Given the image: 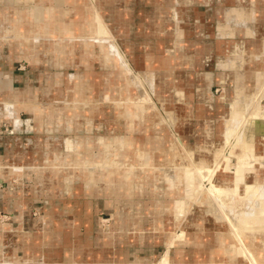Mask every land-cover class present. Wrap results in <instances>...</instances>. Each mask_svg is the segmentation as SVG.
<instances>
[{
  "label": "rangeland",
  "instance_id": "obj_1",
  "mask_svg": "<svg viewBox=\"0 0 264 264\" xmlns=\"http://www.w3.org/2000/svg\"><path fill=\"white\" fill-rule=\"evenodd\" d=\"M3 1L6 6L0 4L1 11L12 14L14 7L21 8L27 28L11 35L10 19L3 23L0 35L4 43H15L0 50V68L6 70L0 72V80H5L7 95L14 93V97L2 99L5 110L0 111V139H5L6 148L5 156L0 153V191L7 193L6 198L0 195V204H18L26 213L22 219L26 227L36 219L38 249H68L70 255L82 252L87 261L93 260L89 255L101 254V259L117 264L122 260L128 262L125 264H191L188 257L185 260L189 253L196 256L194 264H242L233 227L239 212H232L234 223L229 221L207 191L216 175L236 176L256 169L264 179V155L250 150L239 157L232 141L238 134L244 140L247 131L257 127L258 117L264 120V22L260 15L254 18L260 29V48L254 56L260 66L251 73L253 82H243L245 71L240 67L235 73L238 81L224 76L221 83L218 58L210 66L193 67L180 62L188 60L182 48L176 49L177 66L175 52L168 48L167 61L155 65L158 58L148 55V64L139 66L133 55L134 65L129 61L131 70H124L115 56L116 47L126 57L123 47L130 45L112 32L116 14L103 18L99 0H18L22 2L16 6L14 0ZM118 1L123 8L125 3ZM65 4L70 7L63 8ZM134 4L139 10L141 0ZM46 20L55 27H45ZM100 26L105 35L96 32ZM119 28L115 25V30ZM96 37L106 43L93 41ZM131 37L132 42L142 40L135 34ZM151 39L156 40L152 47L163 45L154 35ZM233 42L230 53L240 58L245 53L243 42ZM193 52L188 50L187 55ZM197 52L205 55L206 50ZM13 72L20 81H14ZM204 72L212 73L206 82ZM226 92L229 95L223 97ZM29 116L35 131L16 133L24 127L19 130L15 120L25 121ZM229 126L233 137L226 143ZM67 138L75 143L74 153L65 151ZM120 151L132 159L116 157ZM113 154L116 159L106 161ZM33 164L42 169L25 170ZM204 173L208 174L204 177ZM188 175L194 180L195 194L182 193L180 205H176L179 196L172 187L180 188ZM182 189L191 188L186 182ZM231 191L230 203H238L239 192ZM79 201L84 206L82 216L72 208ZM66 205L69 209H62ZM53 206L58 208L52 210ZM194 210L203 214L193 220ZM11 211H0L1 221H11ZM53 214L54 218L65 217L66 224L59 225L54 219L51 226L46 219ZM78 216L84 221L81 225ZM203 221L210 229L199 227ZM222 224L224 229H220ZM23 228L21 251L27 252L31 247L25 241L33 237ZM12 243L6 242V251ZM216 256L221 259L215 260Z\"/></svg>",
  "mask_w": 264,
  "mask_h": 264
},
{
  "label": "crops",
  "instance_id": "obj_2",
  "mask_svg": "<svg viewBox=\"0 0 264 264\" xmlns=\"http://www.w3.org/2000/svg\"><path fill=\"white\" fill-rule=\"evenodd\" d=\"M17 1L18 0H14L12 5L16 6L18 3L20 4L22 2L17 3ZM99 1V12L103 18L109 19L113 12L116 14L113 18L114 22H110L113 25L111 30L114 33H119L122 41L124 40L127 41V44L129 43L130 46L123 47V50L125 51V55L131 64L134 65V63H132L134 56L135 63L139 66L142 64L143 66L148 64L146 59L148 55L158 58V62H155V65L159 64V62L161 63L162 60L167 61L165 52L169 48L175 52V66L180 64V62H183V64H190L193 67L210 66V61L215 57L219 59L217 65L218 68H221V71L218 73L220 76L219 81L221 83H224V81H222V77L224 76H231L232 81H238V77L235 73L240 67L245 71L244 75L241 77L243 82H253L252 74L260 66L258 62L259 60H257L254 56L258 53L260 48V29L254 18L257 15H260L264 22V0H217L218 5L216 6H214L215 0H141V7L139 10L136 9L134 0H120L125 3L123 8L118 7V0ZM0 4L6 6V2L3 0H0ZM105 5H108L109 8H103ZM69 7V4H65L63 8ZM14 9L15 10L12 13L13 15L3 10L0 12V17L7 18V21L11 19L10 24L15 25L17 22L16 14L17 12L20 14V11L22 10L19 7H14ZM115 25H120L119 31L117 29L115 30ZM16 26L17 25H15V27ZM0 27V35H2L4 26ZM15 27L10 25V34H17L21 32H17ZM131 34H135L138 37L141 36L142 40L132 42ZM151 34L163 42L161 47H156L155 45L152 47V42H156V40L151 39ZM183 34L188 35L184 36ZM194 35L199 39L202 38L203 41L194 40ZM180 40H182V42ZM235 40L243 42L245 49V53L243 56H240V58H237L235 55L230 53V49L234 43L233 41ZM171 41H173V43L169 44ZM8 44L15 45L14 42L4 43L3 38L0 37V50H4ZM173 44H175L174 48H172ZM150 46L154 51L152 49L150 50ZM177 48L183 49V55L188 58L186 62L183 60L180 62L176 61ZM130 49L132 51H130ZM197 49H205V55H203L204 53L199 54ZM135 50L138 52L135 53ZM188 50H193L194 52L189 56L187 55ZM227 65H229V67L226 69ZM0 72H6V70L0 68ZM203 74L206 82L212 73L204 72ZM1 75L2 73H0V77ZM15 75V72H13L14 81H20V79H17ZM248 76L251 77L249 78ZM7 97H14V93L7 95L5 91V80H0V103L3 105V109L0 111L2 112L5 110L6 102L2 99ZM22 128L23 126H21L19 130ZM33 128H35L34 125ZM23 129L26 128L24 127ZM23 129L21 131H17L16 133H22L28 130ZM4 143L5 139H0V153L3 156L6 155ZM35 157H33L31 161H34ZM3 176L5 177V175ZM6 194V191H0V195L5 198ZM7 204L8 202L0 204V211L4 213L5 210H13V212L11 211L13 218L11 221L7 222H3V220L1 221L0 219V264H4L5 262H10L12 264H101L105 261L101 259L103 256L101 254H92V256L89 255V257H92L93 260L91 259L90 261H87L85 260V254L82 252L70 255L68 249H38V242L40 239H38L37 231L34 228L36 219L33 220L32 224L26 227L27 224L23 223L22 220L26 213L20 211L21 207L18 204L11 207H8ZM57 208L58 207L54 208L53 206L52 210ZM63 208L64 210L69 209L67 205L64 207L62 206V209ZM72 208L78 209V211L80 210L81 216L85 214L83 211L84 206L82 201L77 202ZM81 216L77 217L78 224L80 225L84 223ZM54 219L58 220L57 222H59V225L63 226L66 224L65 217L58 216L54 218V214L46 220H50L51 226H53ZM23 226H25L26 231H30L31 236L33 237L30 240L25 241L26 244H30L31 247L27 252L21 251L23 246ZM12 235H14V237L11 238ZM63 240L64 239L62 237V241ZM8 241H12L13 243L10 244V249L6 251L5 244ZM185 252L189 253L188 249L185 250ZM202 252L207 254L204 250L201 251V253ZM187 257L189 258L187 261H191V264H194V257L196 256L193 254L190 255L189 253L186 255L185 260ZM206 258H208L207 255ZM217 258L219 257L216 256L215 260H217ZM219 259H221V257ZM106 263L117 264V262H109L108 260L104 262V264ZM125 263L128 262L122 260V262L120 261L118 264Z\"/></svg>",
  "mask_w": 264,
  "mask_h": 264
},
{
  "label": "bare ground",
  "instance_id": "obj_3",
  "mask_svg": "<svg viewBox=\"0 0 264 264\" xmlns=\"http://www.w3.org/2000/svg\"><path fill=\"white\" fill-rule=\"evenodd\" d=\"M37 1V0H36ZM94 3H96L98 0H92ZM65 2V1H64ZM60 5V4H58ZM60 7V6H59ZM28 8V7H27ZM49 9V8H48ZM61 9V8H60ZM34 10V9H33ZM18 11V10H17ZM26 11V10H25ZM2 12V11H1ZM38 12V11H36ZM59 12V10H58ZM61 12V11H60ZM24 15L23 11H20V14L17 12L16 14V24L17 25L15 27L14 24H10L11 26H14L18 31H21L20 33H17V35L22 34L25 30V27L27 28L24 20L22 19V16ZM36 15V14H35ZM96 15V13H95ZM6 16V14H5ZM4 16V17H5ZM29 16V15H28ZM100 16V15H99ZM25 17V16H24ZM23 17V18H24ZM101 17V16H100ZM37 19V18H36ZM49 20V19H48ZM7 21V18H3L0 17V26H3V23ZM38 21V20H37ZM96 21V20H95ZM99 21V20H98ZM103 21V20H102ZM101 22V21H100ZM104 22V21H103ZM34 23V22H33ZM38 23V22H36ZM34 24L32 27L35 29L37 24ZM60 24V23H59ZM108 24V23H107ZM86 25V24H85ZM95 25V24H94ZM98 25V23H97ZM96 25V26H97ZM105 25V24H104ZM50 26H53V22H49V21H45V27L50 28ZM69 26V25H68ZM61 27V26H60ZM63 27V25H62ZM1 28V27H0ZM24 28V29H23ZM19 29V30H18ZM21 29V30H20ZM108 29V28H107ZM13 30V28H12ZM46 32L51 30V29H45ZM66 31V30H64ZM104 29L102 26H100V28L98 27V30H96L97 33L99 34H103L104 33ZM109 31V30H108ZM111 31V30H110ZM109 31V32H110ZM31 32V31H30ZM61 32V31H60ZM106 32V31H105ZM15 33V32H14ZM75 33V32H74ZM29 34V33H28ZM11 35H15L16 34H11ZM71 35V34H70ZM80 35V34H79ZM105 35V33H104ZM107 35V34H106ZM112 35V34H111ZM185 36V35H184ZM104 37V36H103ZM118 37V36H117ZM97 38V37H96ZM94 39L93 41L97 42V43H106L105 40L102 39ZM113 38V37H112ZM22 39V38H21ZM39 39V38H38ZM111 39V38H110ZM32 40V39H30ZM112 41H115L114 39H111ZM107 41V40H106ZM38 42V41H36ZM111 42V41H109ZM27 43V42H26ZM111 44V43H110ZM108 45V44H107ZM106 50V49H105ZM109 50V49H108ZM107 50V51H108ZM39 54V52H38ZM113 54V53H112ZM92 55V54H91ZM116 58L118 57L121 60V64L124 68V70H126L127 72L129 70H131L130 68V63L129 61L126 59V57H124V53L120 50L119 46L116 47ZM94 57V56H93ZM109 57V56H108ZM37 59V58H36ZM114 59V58H113ZM116 60V59H115ZM118 61V60H117ZM110 66V65H109ZM264 68V67H263ZM259 74V73H258ZM72 79V78H71ZM132 80V79H131ZM124 81V80H121ZM133 83V82H132ZM134 87V86H133ZM125 89V88H124ZM106 92V91H105ZM109 92V91H108ZM129 92V91H128ZM122 94V93H121ZM227 92L226 94H223L224 96H227ZM162 95V94H161ZM159 96V95H158ZM101 99V98H100ZM117 99V98H116ZM95 100V99H94ZM110 100V99H109ZM103 101V100H102ZM126 101V100H125ZM163 101V99H162ZM83 103V102H81ZM94 103V102H93ZM127 103V102H126ZM117 104V103H116ZM125 104V103H124ZM129 104V103H128ZM147 104V103H146ZM64 105V104H63ZM220 106V104H219ZM226 106V104H225ZM14 107V106H13ZM16 107V106H15ZM228 107V105H227ZM117 108V107H116ZM148 108V107H147ZM224 108V107H223ZM226 108V107H225ZM224 108V109H225ZM217 109V108H216ZM215 109V110H216ZM107 109L106 113L109 112ZM105 111V110H104ZM133 111V110H132ZM7 112V111H6ZM143 112V111H142ZM147 113V110H146ZM218 113V112H217ZM212 114V113H211ZM219 114V113H218ZM124 115V114H123ZM117 116V115H115ZM14 117V116H13ZM8 118V117H7ZM179 118V117H178ZM185 118V117H184ZM124 119V118H123ZM258 122H257V127H255V129H251L250 131H247V133L245 134V139L240 141V135L238 134L237 136H235V138L232 140L233 141V148L236 149V154L240 157L242 155L247 154V152H250V150H252V154H256V155H264V120H262L260 117H258ZM114 120V119H113ZM26 121V122H25ZM15 120V125L18 127H25L28 130H32L33 129V123H34V119L33 117L29 116L27 120ZM115 121V120H114ZM120 121V119H119ZM123 121V120H122ZM14 122V121H13ZM215 126V125H214ZM124 127V126H123ZM151 127V126H149ZM183 128V127H182ZM201 128V127H200ZM177 129V128H176ZM224 129V128H223ZM185 130V129H183ZM190 130V129H189ZM220 130V129H219ZM233 127L229 126L227 127V132L225 134V142L228 143L230 141V139L233 137V135L231 134L233 131ZM186 131V130H185ZM244 131V130H243ZM203 132L201 131V134ZM223 133V131H222ZM155 134V133H154ZM158 134V133H156ZM215 134V133H214ZM183 135V134H182ZM196 135V134H195ZM199 135V134H197ZM204 136V135H203ZM208 136V135H207ZM213 136V135H212ZM209 137V136H208ZM214 139V136L212 137ZM160 139V138H158ZM199 139V138H197ZM210 139V138H209ZM167 140V139H166ZM189 140V139H188ZM187 140V142H188ZM124 141V140H123ZM122 140H120V142H123ZM165 141V140H164ZM128 142V141H127ZM201 142V141H200ZM125 143V142H124ZM194 143V141H193ZM209 143V142H208ZM195 144V143H194ZM214 144V143H213ZM77 145V144H76ZM111 145V144H110ZM197 145V144H196ZM104 146V145H103ZM121 146V145H120ZM130 146V145H129ZM214 146V145H213ZM65 151L68 153H74L75 152V143L73 140H71L70 138H67L65 140ZM124 147V145H123ZM198 147V145L196 146ZM125 148V147H124ZM204 148V147H203ZM212 148V147H211ZM139 149V148H138ZM210 149V148H209ZM249 150V151H248ZM263 151V153H261ZM148 152V151H147ZM257 152V153H256ZM139 155V154H138ZM125 157V158H130V155L126 153V151H120L119 153H117L116 157ZM210 156V155H209ZM115 155L113 154L111 158H109V156L107 157L106 161H110L113 162L116 159ZM36 158V157H35ZM87 158V157H86ZM58 159V158H57ZM132 159V158H130ZM147 158H145L143 161H145ZM39 160V159H38ZM37 160V161H38ZM126 160V159H125ZM211 160V159H210ZM36 162V161H35ZM39 162V161H38ZM104 162V161H103ZM206 162V161H205ZM37 163V162H36ZM102 163V162H101ZM105 163V162H104ZM38 164V163H37ZM48 164H51V162H49ZM143 164V163H141ZM155 164V162H154ZM41 165H43L41 163ZM128 165V164H127ZM117 167V166H116ZM150 167V166H149ZM28 169H25L26 171H28L29 173L32 170H38V166H35L34 164L31 165L30 167H27ZM132 168V166H131ZM20 169V168H19ZM35 170V171H36ZM123 170V169H122ZM127 170V168H126ZM116 171V170H115ZM150 171V169L148 170ZM154 171V170H153ZM103 173V171H101ZM114 172V171H113ZM134 172V171H133ZM146 172V171H145ZM151 172V171H150ZM218 172V171H217ZM130 173V172H129ZM147 173V172H146ZM231 173V172H230ZM101 174V173H100ZM112 174V173H111ZM117 174V173H116ZM203 174V173H202ZM208 173H204V177L207 175ZM102 175V174H101ZM130 175V174H129ZM140 175V174H139ZM216 174H214L213 176H215ZM99 176V174H98ZM128 176V175H127ZM152 176V175H151ZM220 176V175H219ZM218 175H216V179H210V187L208 188V196L213 198L214 201H216V203H218L219 207H221L222 211H224V213L226 214V216L228 217V220L234 223V214H232V212L234 213H238L239 212V219L237 220V222H235L233 225L234 227V231L237 234V244L239 245L240 249H239V255L241 258V261L243 262L242 264H264V179L262 180V178L259 175V172L256 171V169H249L247 171H245V173H240L237 174L236 176L234 174H226L224 176H222L221 178H219ZM111 176V180H112ZM132 177V175L130 176ZM188 178H185V183L181 181V183L179 185H181V187H172V189L174 192L177 193V195L179 196V200L176 202V205H180V200L181 198H183V195L181 196L182 193H190V194H195V188H193V183L194 180L191 179L192 175H188ZM138 178V177H137ZM196 178V177H195ZM131 179V178H130ZM234 179V180H233ZM186 182L188 184V187L191 188L190 190H185L182 189L184 186H186ZM134 183V182H133ZM134 185V184H133ZM129 186V185H128ZM204 186V185H203ZM234 188V191H238L239 192V197H240V201L237 203H230V196H231V190ZM198 190V189H197ZM175 193V194H176ZM212 200V202H213ZM206 208V207H205ZM229 208V212L228 209ZM196 209V207H195ZM169 210V209H168ZM195 212L193 213V220L195 217L199 216V214H203V212H198L197 210H194ZM47 216V215H46ZM205 216V215H204ZM207 217V216H206ZM208 219V218H207ZM189 220V218H188ZM200 220V219H199ZM195 225V224H194ZM205 225H207V223L205 221H203L202 223H200V228L202 229H210L209 227H206ZM113 226V225H112ZM196 226V225H195ZM224 224H222L220 226V229H224L225 227H223ZM193 227V226H192ZM192 229V228H191ZM219 230V229H218ZM185 231V230H184ZM109 232V231H108ZM219 232V231H218ZM116 233V232H115ZM221 233V232H220ZM184 232L182 231L181 235H183ZM231 234V233H230ZM200 235V234H199ZM207 235V234H206ZM225 235H227L225 233ZM195 236V235H194ZM193 236V238H194ZM208 236V235H207ZM199 237V236H198ZM232 237V236H231ZM229 237V238H231ZM235 237V238H236ZM203 238V237H202ZM209 239V238H208ZM228 239V238H227ZM202 240V239H201ZM181 241V240H180ZM199 241V240H198ZM206 241V240H205ZM227 241V240H226ZM231 241V240H230ZM227 246L228 249L231 245H229V242H227ZM203 245V244H202ZM245 247V249H244ZM235 248V247H234ZM237 250V249H236ZM248 253H247V252ZM200 253V252H199ZM249 254L251 256V260L248 258L247 254ZM172 255V254H171ZM161 261V260H160ZM163 261V260H162ZM161 261V262H162ZM228 261V260H227ZM160 262V263H161ZM166 260L163 262L165 263ZM229 262V261H228ZM169 264V263H168ZM235 264V263H234Z\"/></svg>",
  "mask_w": 264,
  "mask_h": 264
}]
</instances>
